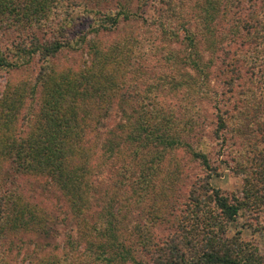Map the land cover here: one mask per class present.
I'll return each mask as SVG.
<instances>
[{"label":"trees","instance_id":"1","mask_svg":"<svg viewBox=\"0 0 264 264\" xmlns=\"http://www.w3.org/2000/svg\"><path fill=\"white\" fill-rule=\"evenodd\" d=\"M70 5L80 13L53 28L51 16ZM131 22L140 34L102 42ZM0 25L27 32L28 42L12 51L20 64L0 49V71L39 63L27 89L0 92V264H10V238L59 236L64 226L22 179L48 182L73 223L38 264H264L241 232L229 234L240 213L264 208V169L239 154L234 169L247 171L250 185L240 199L224 196L209 183L217 169L202 133L210 126L221 151L243 127L264 129V0H0ZM45 29L48 37L35 34ZM68 50L86 62L58 69ZM219 54L220 95L206 85ZM184 68L195 76L186 81ZM241 84L245 107L219 108ZM169 94L179 96L175 108L162 100ZM204 101L215 103L212 120L202 116ZM251 151L264 159L256 144Z\"/></svg>","mask_w":264,"mask_h":264},{"label":"rangeland","instance_id":"2","mask_svg":"<svg viewBox=\"0 0 264 264\" xmlns=\"http://www.w3.org/2000/svg\"><path fill=\"white\" fill-rule=\"evenodd\" d=\"M149 2L151 7L153 3ZM65 9V7H63ZM58 10L57 13L51 16V21H49L50 25L54 28L60 25V21L66 19V15L68 12L72 11L73 18L77 16L78 11H76V5H70L67 9ZM152 11V9H151ZM150 14V10L148 11ZM61 21V23H62ZM58 24V25H57ZM62 25V24H61ZM139 24L137 23H128V24H121L112 34H104L102 36V42L109 43V42H124L128 40V36L134 32L135 34H140ZM45 31L35 33L40 38H46L49 36L48 32ZM29 32V31H28ZM46 32V33H45ZM26 33L19 31L17 28L7 30L0 25V49L8 56L9 60L16 61L17 59L20 60L19 64L23 62V58H18L16 52L12 53L19 44L23 42L28 43L26 41ZM45 34V35H44ZM181 38L183 35H180ZM235 44L230 43L231 50L236 48V43L240 42V40L235 39ZM227 40L222 46L227 48ZM168 48L176 49L180 51L182 54L183 47L179 44L168 45ZM172 49V50H173ZM219 56H215L213 58L214 65L211 68L210 72L211 75L206 81V85L211 89L213 88L219 95L225 92H222L224 87L226 86L224 83L226 82L227 78L222 72V69L219 67V63L221 62V58ZM202 60L209 61L210 60V52L204 51L202 52ZM56 62V66L58 69H74L77 65H82L83 62H86V57L81 55L80 53L66 51L62 55H60L59 59ZM39 63L37 59H34L30 64L26 66H22L20 68L11 69L6 71H0V92H4L8 86H16V87H24L28 88L27 84H31L33 82L37 71H38ZM242 73L247 70V67L243 68ZM180 74L185 76L184 79L187 81V77H193L195 75L194 72L190 70V68H184L181 70ZM188 75V76H187ZM188 77V78H189ZM185 81V82H186ZM243 83V81H242ZM142 88V87H141ZM246 88H249L247 85L242 84L236 88L232 94H227L226 96H222L221 103H219V108L223 111H231L232 108L236 106L245 107L246 101H248L246 95L244 94L239 95L240 92ZM253 90V86L250 88ZM255 89V88H254ZM132 92V91H130ZM167 92V91H166ZM260 93V92H255ZM213 95V92L211 93ZM178 97H172L170 94L162 99L164 104L170 108H175V105L178 101ZM228 98H231L227 103ZM220 99V98H219ZM214 102H202V108L204 110L203 115L205 118L212 120L216 113L214 109ZM225 104L224 107H222ZM201 116V119H202ZM258 123L252 124V126L243 127L241 130L242 132L239 133L233 140H231L230 144L232 146L223 147V150L220 151V140H217L211 136V127H205L203 129V134H205L203 140V146L206 149L211 166L217 169L216 175L212 176L209 180L210 185L213 188L219 189V191L229 198L237 197L241 198L245 187L250 185V181L248 185L247 183V171L238 173L235 171V163L233 160L238 158V155L244 153L242 155L244 158H239L243 162L245 161L247 167L254 166L256 171H260L262 168L264 169V159L260 156L253 154L254 152L251 151V146L256 144L258 150H262L264 152V142L260 141H252L253 139L262 138L263 133L262 129L263 126L259 125ZM207 126V124H206ZM247 128V129H244ZM264 130V129H263ZM253 136H249L252 134ZM228 134L226 137H229ZM229 144V143H228ZM251 152V153H250ZM195 167V166H194ZM192 171L195 174H198L200 177L204 176V172L201 169L193 168ZM21 185L24 186L27 190H33V197L34 202L38 204L41 208H43L46 212L50 213L55 220L58 222L60 220L65 221L63 229L60 227L58 230L59 236H48L46 238L36 237V236H28L27 238L23 239L22 244L15 238H10L11 244L8 242L6 243V248L8 251H5L4 258L10 262V264H38V261L46 256L51 255V251L49 247L55 246V244H60L61 240L63 239V234L67 232V230L73 227V223L71 222L68 217L66 218V214H68L67 205L57 190H55L48 182L45 180H27L22 179ZM65 217V219H64ZM231 231L229 232L230 235H233L236 231L241 232V239L245 242L253 244L259 251V254L264 259V208L258 210V212H254L250 210L243 211L240 213V216L237 218L236 222L233 223L231 226ZM61 238V239H60ZM24 244V245H23ZM16 246H20V250H17ZM49 246V247H48ZM43 248V249H42ZM20 252V253H19ZM17 254H19L17 256ZM29 255V257L27 256Z\"/></svg>","mask_w":264,"mask_h":264}]
</instances>
